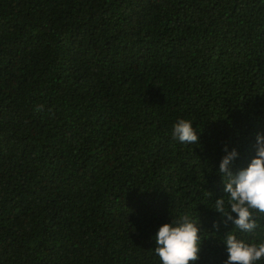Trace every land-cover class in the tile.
Returning <instances> with one entry per match:
<instances>
[{
  "label": "trees",
  "instance_id": "1",
  "mask_svg": "<svg viewBox=\"0 0 264 264\" xmlns=\"http://www.w3.org/2000/svg\"><path fill=\"white\" fill-rule=\"evenodd\" d=\"M258 132L264 0H0V264H161L182 216L195 264H224L227 235L264 242V213L245 233L214 210L225 146L235 172Z\"/></svg>",
  "mask_w": 264,
  "mask_h": 264
},
{
  "label": "clouds",
  "instance_id": "2",
  "mask_svg": "<svg viewBox=\"0 0 264 264\" xmlns=\"http://www.w3.org/2000/svg\"><path fill=\"white\" fill-rule=\"evenodd\" d=\"M174 139L183 144L199 143L198 129L193 121L178 120L172 129ZM239 150L228 146L216 168L228 199H216L215 212L222 220L231 222L241 232H254L258 227L253 210L264 213V132L256 134L255 155L246 167L233 172ZM227 204L230 212H225ZM218 227V225H217ZM155 254L161 264H195L201 251L200 227L188 216L161 224L154 234ZM227 259L224 264H258L264 258V242L248 243L229 234L223 240Z\"/></svg>",
  "mask_w": 264,
  "mask_h": 264
}]
</instances>
